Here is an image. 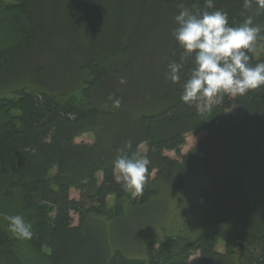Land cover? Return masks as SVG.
I'll use <instances>...</instances> for the list:
<instances>
[{"label": "trees", "instance_id": "16d2710c", "mask_svg": "<svg viewBox=\"0 0 264 264\" xmlns=\"http://www.w3.org/2000/svg\"><path fill=\"white\" fill-rule=\"evenodd\" d=\"M213 2L230 25L250 15L264 25L255 0L250 9L244 0ZM182 7L206 3L0 0V34L25 21L0 37V203L16 202L33 232L11 235L0 205V264H190L196 254V264H264V87L225 96L206 113L182 102L194 57L180 82L165 75L183 51L172 35ZM250 55L264 61V38ZM84 134L94 141L77 142ZM189 134L202 138L182 155ZM143 144L151 164L133 195L116 181L113 161L120 149L140 155ZM182 188L196 195L197 231L189 224L152 240L149 257L119 248L108 223Z\"/></svg>", "mask_w": 264, "mask_h": 264}, {"label": "clouds", "instance_id": "9594fccd", "mask_svg": "<svg viewBox=\"0 0 264 264\" xmlns=\"http://www.w3.org/2000/svg\"><path fill=\"white\" fill-rule=\"evenodd\" d=\"M203 11L193 12L182 7L174 16L177 25L172 35L181 47L179 60L167 66L166 78L173 83L180 82L187 58L194 57V67L190 69L182 85L180 99L194 105L198 113L212 110L225 96H244L250 91L264 87V61L253 63L254 44L264 38V25L255 24L253 16H248L237 26L230 25L226 11L215 8L213 0H205ZM259 10H264V0H255ZM253 0H244L245 8H252ZM208 9H213L209 11ZM122 84L126 81L122 78ZM109 99H113L109 97ZM121 106L120 99H113V107ZM131 147L129 141L126 145ZM120 153L113 161L115 179L122 182L133 195L139 194L144 187L151 164L147 156L138 153ZM7 221V231L15 238L32 239V224L23 215L3 214Z\"/></svg>", "mask_w": 264, "mask_h": 264}, {"label": "rangeland", "instance_id": "374dc122", "mask_svg": "<svg viewBox=\"0 0 264 264\" xmlns=\"http://www.w3.org/2000/svg\"><path fill=\"white\" fill-rule=\"evenodd\" d=\"M24 24L25 21H21L19 22V24L18 22H14L13 28H11V25L8 26L6 24L5 26H3V31L1 32L0 37L6 35L9 36L13 32H17V30ZM0 40L3 39L0 38ZM256 51L257 55L259 51H261L260 47H257ZM201 138L202 135H187L186 144L181 151L182 155L187 154L191 149H193ZM76 141L80 143H92L94 141V138L92 135L84 134L77 138ZM146 150L147 145H141L140 156H143ZM168 154L173 158H177L179 160L181 159V157H177L173 152H169ZM192 187H196V185H194L193 183ZM71 195L72 197L77 198L79 196L78 192H76L75 190L71 192ZM196 199V195L191 191L186 190V188H182L181 191L179 190L177 192L168 190L161 196L160 199L156 200L149 207L140 211L134 210L129 213L127 220L122 222L108 223L111 230L109 232H111L112 235L113 233H115V241L117 245L123 251L128 253V255L133 257H149L150 253L148 250V245L152 240H161L170 233L175 234L179 230L183 231V229H186L189 224L196 226V231L198 230L200 221L198 213L199 209ZM113 202L114 198H110V204H112ZM0 205H2L4 210L7 209L9 215H17V213L20 212V208L16 202L13 204H9V206L11 205V207L8 208H6L7 204L5 202L0 203ZM188 231L190 232L192 230ZM188 231L186 233H181V235H189ZM219 239L220 241L217 248L220 251H223V233L219 235ZM198 259L199 255H194L190 259V264H196Z\"/></svg>", "mask_w": 264, "mask_h": 264}]
</instances>
